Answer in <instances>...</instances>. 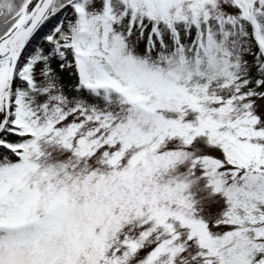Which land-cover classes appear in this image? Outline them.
Wrapping results in <instances>:
<instances>
[{
  "label": "snow or ice",
  "instance_id": "obj_1",
  "mask_svg": "<svg viewBox=\"0 0 264 264\" xmlns=\"http://www.w3.org/2000/svg\"><path fill=\"white\" fill-rule=\"evenodd\" d=\"M0 264H264V0H0Z\"/></svg>",
  "mask_w": 264,
  "mask_h": 264
}]
</instances>
